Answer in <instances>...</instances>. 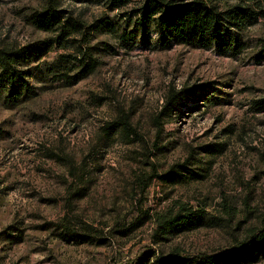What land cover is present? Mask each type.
<instances>
[{
	"label": "rangeland",
	"instance_id": "obj_1",
	"mask_svg": "<svg viewBox=\"0 0 264 264\" xmlns=\"http://www.w3.org/2000/svg\"><path fill=\"white\" fill-rule=\"evenodd\" d=\"M109 2L0 0V51L31 56L30 92L0 97V264H158L264 231V110L253 106L264 97V0L246 3L263 13L236 58L161 50L153 33L126 48L98 28H124L144 0ZM49 5L77 25L66 43L30 23ZM90 62L96 71L69 85ZM182 91L184 105L166 109ZM122 117L129 136L110 131ZM182 208L203 210L206 224L164 233ZM253 255L238 264H264V251Z\"/></svg>",
	"mask_w": 264,
	"mask_h": 264
},
{
	"label": "trees",
	"instance_id": "obj_2",
	"mask_svg": "<svg viewBox=\"0 0 264 264\" xmlns=\"http://www.w3.org/2000/svg\"><path fill=\"white\" fill-rule=\"evenodd\" d=\"M81 1V0H80ZM87 1V0H83ZM231 0H226L229 2ZM261 0H238V4L224 9L205 0H144L139 9L129 13L124 19V28L116 24L104 21L98 29H109L110 33H117L123 46L130 48L142 39L148 40L151 33L157 37L156 47L168 50L172 45L190 46L196 49L214 50L219 56L236 58L245 52V42L242 33L247 28L256 26L263 11L246 3L258 4ZM131 0H110L109 6L121 9ZM246 4V5H245ZM62 12L55 10L52 5L37 12L31 17V25L41 31L52 33L59 32L58 41L67 42V36L71 35L69 28H75L74 22L66 19L62 22ZM31 56L23 51H0V97L7 104L19 101L30 92L28 78L30 73L22 70L23 63L30 62ZM96 71L94 64L83 63L79 72L72 77H67L69 85H75ZM185 91L169 98L167 106L173 109L176 105H184L182 97ZM189 94V93H188ZM254 108L259 112L264 110V97L254 102ZM110 131L122 129L126 136L132 134L133 127L130 121L122 117L120 121L110 125ZM167 176V175H166ZM176 214H168L160 222V228L166 234H177L190 231L206 224V214L201 209L187 210L182 208ZM76 235V234H75ZM79 236V239H83ZM264 251V231L254 235L249 241L232 251L221 254H201L192 257H165L157 260L158 264H238L248 256H258ZM143 264V263H140Z\"/></svg>",
	"mask_w": 264,
	"mask_h": 264
}]
</instances>
